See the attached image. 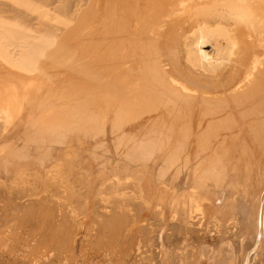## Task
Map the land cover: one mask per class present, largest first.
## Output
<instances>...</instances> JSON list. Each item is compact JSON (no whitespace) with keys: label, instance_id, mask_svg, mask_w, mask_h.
I'll return each mask as SVG.
<instances>
[{"label":"bare ground","instance_id":"obj_1","mask_svg":"<svg viewBox=\"0 0 264 264\" xmlns=\"http://www.w3.org/2000/svg\"><path fill=\"white\" fill-rule=\"evenodd\" d=\"M76 15L32 67L0 50V240L33 223L31 264L71 255L82 218L115 264L136 235L141 264H264V0H90ZM217 16L233 57L197 72L191 46L212 63ZM210 231L217 247L194 245Z\"/></svg>","mask_w":264,"mask_h":264},{"label":"rangeland","instance_id":"obj_2","mask_svg":"<svg viewBox=\"0 0 264 264\" xmlns=\"http://www.w3.org/2000/svg\"><path fill=\"white\" fill-rule=\"evenodd\" d=\"M89 2L90 0H0V50L2 54L15 66L32 67L40 57L44 47L53 39H59L63 32L65 33L70 29L75 24L79 8H87ZM232 22L228 16H217L211 20L208 35L210 40L205 46L212 58L211 64L202 62L193 51L195 47L191 46L193 64L197 72L204 71L207 74H213L229 64L228 62L233 57L231 41L234 24ZM5 121V118L1 116L0 139L6 129ZM104 205L106 206V204ZM110 205L109 208L105 207L102 211L105 213H109V210L112 211V204ZM73 215L75 214L73 213ZM198 226L200 228L201 224L196 225V229H199ZM85 228L86 223L81 218L78 221L76 244L71 255L62 252L63 250L60 249L55 250L36 264H115L114 261L116 262L117 258L113 259L105 252L97 254L91 249L98 236L96 231L93 233V230H86ZM203 228L202 226L200 229L203 230ZM37 229L36 224L29 223L23 226L17 242H14L12 238L0 240V264H31L29 255L34 252V247L41 241V234L38 233ZM139 236L136 235L130 240L131 251L126 257L124 256L123 264H141L139 254L144 239L142 240ZM193 236L194 242L197 243H194L195 246H199L201 242V244L205 243L211 248L220 244L215 231L206 233L204 236L206 239L203 241H199L198 235ZM0 239L2 238L0 237ZM88 251L89 253H87ZM202 264L207 263L205 261Z\"/></svg>","mask_w":264,"mask_h":264}]
</instances>
